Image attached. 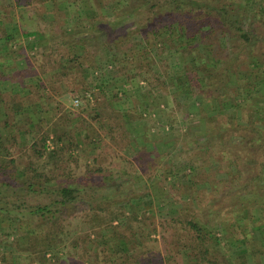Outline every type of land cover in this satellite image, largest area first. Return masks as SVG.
I'll use <instances>...</instances> for the list:
<instances>
[{"label":"trees","instance_id":"obj_1","mask_svg":"<svg viewBox=\"0 0 264 264\" xmlns=\"http://www.w3.org/2000/svg\"><path fill=\"white\" fill-rule=\"evenodd\" d=\"M46 1L49 0H23L21 3L31 6V3L44 4ZM75 1L77 0L73 2ZM86 1L88 0L77 1L74 13L62 18V22L66 24L77 20L76 27H67L72 35L68 40L62 41L64 44L52 46L47 53H35L22 60L19 53L23 45L17 42L21 34L27 33L21 32L13 22L14 4L0 0L3 8L0 11V173L6 175L8 168L12 169V175L17 180L14 179L15 184L12 179L4 180L0 176V222L5 220L14 228V232L1 233L0 239L8 241L9 235L15 232L24 234L26 245L20 246L15 237L11 242L21 247L28 256L35 255L39 264L46 261L48 264L148 263H145L144 257L136 250L141 242H135L132 237V225L139 223L140 213V205H136L132 199L133 190L128 188L127 192L126 189H117L109 196L101 194V190L112 187V179L107 180L108 177L103 176L105 185L103 188L98 185L99 191L96 190L99 195L93 197L89 194L86 201H82L87 195L84 194L85 187L76 182L63 183L57 179L61 175L59 172L38 170L35 162L41 159L57 162L64 148L78 147L81 139L74 141L70 138L68 146H64L61 135L55 134L51 138L43 133L24 152L25 164L16 163L11 153L17 144L14 129L20 127L16 123H10L7 118L22 114L33 105L38 109L35 101L45 100L46 86L35 67L41 69L43 75L51 74L50 77L56 83L73 78V92L82 90L88 94L95 90V98L102 99L110 106H114L113 103L119 104L117 93H111L107 88L112 79H120L124 84L136 78L150 84L151 79L155 83L150 85L167 87L172 86V78H176L178 88L190 94L193 104L203 114L206 138L200 143L202 147L195 145L191 149L192 157L198 158L196 166L189 165L190 172L195 174L190 183L196 187L195 190L193 186L187 187V197L191 199L164 201L168 208L174 207V211L167 212L165 219L159 222V230L166 231L164 234L161 231L164 244L166 242L172 258L181 253L188 264H264V220L258 217L264 215V203L260 205L253 201L246 204L245 208L244 203L234 205L237 208L232 207L226 213L229 215L217 213L219 219L212 222L198 216V208L204 207L203 200L208 193V189H202V185H206L210 191L208 183L220 171L223 174L216 180V195L218 191L219 194L223 192L221 185L224 182L234 181L235 178L244 181L228 191V195L235 194L236 199L246 190L256 191V183L264 179V111H261L258 103L251 102L252 99L248 98L235 105L231 110L232 114H225L219 110L217 98H226L228 95L219 93L215 98L210 93L213 78L218 77L216 72L224 67V63L229 59L238 60L241 57L239 50L242 51L244 47L246 51L249 49L254 52L252 42L256 41L255 37L249 36L244 21L233 17L234 12L242 15L243 8L227 0H102L103 7L109 6L110 9L86 15ZM246 1L252 17L264 14V0ZM17 3L20 2L17 0ZM57 12L55 10L54 15L59 16ZM131 17L133 20L128 21ZM262 20L264 21V17ZM79 22H86V25L81 26ZM99 23L103 26H99ZM227 36L236 37L237 43L232 45L234 48L226 45ZM91 39L94 42L90 43ZM66 44L78 47V53L71 54L69 50L62 49ZM37 45L38 42H34L31 48H36ZM164 53H167L166 57L162 56ZM175 55L187 57L188 61L181 60L179 66L175 67L177 70H173V75L169 77L168 69ZM246 60L252 69H259L263 65V61L255 53L246 54ZM105 68L109 69L108 73L104 71ZM87 69L94 75L90 86L81 76ZM242 81L244 80L241 79L240 82ZM258 81L264 85V76L259 77L255 72L253 79L246 80L244 85L239 82L236 90H246L250 96L255 95ZM174 93V103L187 114L185 119L189 111L184 102L179 103ZM258 96L264 98V92ZM142 101L146 103L144 98ZM246 102L250 103L251 108L248 110L251 113L259 112V121L234 124L233 120L239 119L237 109ZM120 127L122 125L118 123L111 126V140L120 137L123 142L126 140L125 134L118 136ZM3 128L13 131H8L7 136L3 137ZM243 131L249 135L243 134ZM231 134L242 137L245 143L223 142ZM142 138L146 144L151 143L150 150L156 149L153 142L148 141V135L145 134ZM215 138L222 140L215 145ZM50 142L54 145L51 148L48 145ZM140 150L138 148L135 152L139 153ZM211 153H218L222 158L225 154H230L232 159L226 165L228 169L236 164L239 167H236L235 173L232 169L227 171L225 167V172L224 166L209 161ZM243 160L247 163H243ZM56 169L60 171L63 167L57 166ZM174 185L171 184V188L177 190ZM87 189L94 192L92 187ZM260 194L264 195V190L261 189ZM34 197L44 198L46 201H24ZM163 199L167 198L157 201L163 202ZM77 215L84 217L82 223L88 232L72 236L73 229L67 227L66 223L70 225V219ZM213 225L221 228L222 240L213 239L207 231ZM250 228L259 232L260 238L254 239ZM155 229L157 230L156 227ZM170 246L174 248H169ZM222 246L231 251L230 255L235 257L234 260H230V255L229 259L226 257ZM7 256L10 254L0 253V264H17L11 256ZM64 256L67 261L63 259ZM21 258L24 259L22 256Z\"/></svg>","mask_w":264,"mask_h":264},{"label":"rangeland","instance_id":"obj_2","mask_svg":"<svg viewBox=\"0 0 264 264\" xmlns=\"http://www.w3.org/2000/svg\"><path fill=\"white\" fill-rule=\"evenodd\" d=\"M1 1L6 3L12 2L14 4L12 10L14 16L13 22L21 32L27 33L26 35L21 34L17 42L23 45L19 53V57L22 60L30 55H35V53H47L52 46H61V44H64L62 41L68 40L72 35L71 30H67V27L72 28L77 26L75 25L77 20H73L71 24H66L62 22V18L74 13L75 5H77V1L79 0L75 1V3L73 2L74 0H49L44 4L34 2V5H32L31 3V6H28V4L23 5L21 3L23 0H18L20 3H17V0L16 2L15 0ZM227 1L237 3L236 5H240L241 9L243 8L242 15L239 16L238 13L234 12L233 17H238L244 21V27L248 29L249 36L255 37L256 41L252 42L254 52H250L249 49L246 51V47H244L242 51L239 50L241 57L238 60L229 59L228 62L224 63V67L216 72L218 77L213 78V81L211 80L210 93L215 98L219 96V93L221 95H228L226 98H222V96L221 99L217 98L219 110L222 113L232 114V108L235 105L243 103V99L248 98L252 99L251 102L258 103L261 111H264V98L258 96L264 92V85L262 83L257 82V93L252 96L249 93L247 94L246 90H240L242 93L236 90V85L241 79L244 81L240 82V85H244L246 80L253 79L255 72L259 77L264 76V21L262 20L264 14L259 15L257 18L252 17L251 13H249L246 0ZM108 7H103L102 0H88L85 4V13L86 15H90L104 12V9ZM54 9L58 10L59 16L58 14L57 16L54 15ZM2 10L3 8L0 4V11ZM131 20H133L132 17L128 19V21ZM79 23L81 26L86 25V22ZM101 25L102 23H99V26ZM91 38L94 39V36H91ZM93 39L89 42L91 43ZM94 40L97 42V39ZM225 40L226 45H230V48H234L232 46L233 43H237L236 37L233 36H227ZM34 42H38V45L36 48H31ZM62 47H64L62 49L69 50L71 54L73 52L78 53V47L74 45L70 46L66 44ZM253 53L257 54L260 60L263 61V65L259 69L250 68L246 62V54L251 55ZM162 56L166 57L167 53H164ZM172 59L168 69L169 77L173 75V70L176 69L175 67L179 62L181 60L186 61L187 57L181 58L179 55H175ZM35 69L38 76H41L44 86H46V88L44 87L46 91L45 100L35 101L37 102L38 109L33 105L34 107L26 109L24 113L16 116L10 115L7 118L10 123H16L17 127H20L17 130L14 129L17 144L13 147L11 153L12 157L16 159V163L22 162V164H25L26 153L24 152H26L31 142L34 139L37 140L43 133L48 134L51 138L55 134L61 135L62 143H65L64 146H68L67 143L70 141V138L74 141L81 139L78 147H72V149L71 147L64 148L65 150L58 156L57 162H47L46 159L35 160L36 168L38 170L44 169L46 172L52 170L59 172L61 175L57 176V179L63 183L66 181L76 182L79 186L85 187L86 193L84 194L87 195L83 197L82 201H86L90 196L89 194H92L93 197L99 195L98 185L102 188L105 185L102 180L103 176L108 177L107 180L112 179V183L110 184L112 187L101 190V194L104 193L109 196L117 189H126L129 192L128 188H131V191L133 190V201L136 205H140V213L138 214L139 223L132 225L134 228V231L132 230V237H134L135 242H141L136 250L144 257L145 263L188 264V260H185L181 253L176 258L171 257V253L167 250V244L166 242L164 244L165 240L161 236V231L163 234L166 231L159 230L158 226L159 222L165 219L167 212L174 211V207L168 208L164 201H189L191 198L187 197V187L193 186V189H196L195 185L190 183L192 175L195 174L190 172L189 165L191 167L196 166L198 158L192 157L191 149L195 145L202 147L200 143L204 142L206 133L204 132L205 118L201 112L199 113L197 106L193 104V98L190 97V94H186L181 88H178L176 78H172L174 84L167 87L150 85L155 83L151 79L149 80L150 84L142 82L137 78L125 84L120 79H112L107 88L111 93H117L119 104L115 105L113 103L114 106H110L108 103L102 101V99L95 98V90L90 91V94L82 90H75L73 92V78L62 82L57 81L56 83L55 79L50 77L51 74L47 73V75H43L41 69L37 67ZM108 70L105 68L104 71L108 73ZM84 71L85 73L81 75L83 77L82 80L84 79L90 86L94 75L89 73V69ZM30 84V86L34 87V84ZM149 85L150 88L148 87ZM172 93L177 95L176 99L180 101L179 103L184 102L183 104L187 107L189 115L185 119L184 117L187 114L175 105ZM76 98L79 100L78 106L73 105V100ZM143 98L147 104L143 103ZM249 105L250 103L246 102V104L241 105L237 109L239 119L233 120L234 124L244 125L247 122L259 121V112L255 111L251 113L248 110ZM28 121L32 122L28 123ZM115 123L122 125L118 136L120 137L122 133L125 134L126 140L124 142L121 137L117 140H111L110 129ZM258 124L262 125L261 122H258ZM8 131L12 132L13 129L12 131L10 128L2 129L3 137L7 136ZM242 133L249 135L248 132L243 131ZM145 134L148 135V141H152L156 149L150 150V146L152 147L151 143L147 142L146 144V141L142 138ZM219 140L221 141L222 139ZM219 140L215 138L214 144L216 145ZM223 142L245 143L242 137L235 134L226 136ZM60 144L57 145L60 146ZM48 145L49 148L54 146L52 142L48 143ZM142 147L145 148V151H143ZM138 148L142 150L139 153L135 152ZM210 158L209 161L220 164L222 167L224 166L223 168L226 172L225 167L231 161L232 156L225 154L222 158L218 153H211ZM243 163H247V161L243 160ZM57 166L63 167V170H57ZM236 167L239 166L236 164L230 169L227 167V171H231L232 169L233 173H235ZM12 174L13 170L8 168L6 175L0 173V176L4 180L10 179L11 181L12 179V182L14 181L16 184L17 180ZM222 174L223 172L220 171L208 183L210 191L206 185L201 184L204 186L202 189H208V193L203 200L204 207L198 208L200 219L202 217L212 222L215 219H219L217 213L229 215L226 213H229L232 207H235L234 205L244 203L243 208H245L247 207L246 204L248 205L253 201L260 205L264 203V195L260 194V190H264V179L256 183V191L246 190L243 194H240L239 199L235 198V194L228 195L230 188L234 189L235 185L239 182L241 184L244 182L242 180L239 181L237 178L231 182L230 180L224 182L221 185L223 192L219 194L220 191H218L216 195L214 191L215 188L217 189L216 180H219ZM171 184H175L174 186H176L177 190L171 188ZM90 187H92L94 192L87 189ZM229 193H232V191ZM161 198L167 199H163V202H158L157 199ZM24 201H46V199H36L34 197L26 198ZM258 217L260 220H264V215H258ZM83 218L81 215H77V217L70 219V225L66 223L67 227L73 229L72 236L84 235L88 232L82 223ZM227 218H230V216ZM0 226V234L14 232L13 225L5 220L0 222ZM207 231L211 233L213 239H223L221 228L214 227L213 225ZM250 231L254 239L260 238L259 232L253 231V228H250ZM14 237L20 246L26 245V236L15 232L9 235L8 241L6 239L2 240L4 238L0 239V253L10 254L12 260L17 262V264L20 261V264H39L35 255L28 256L22 251L21 247L11 242ZM244 242L246 241L244 240ZM222 247L228 258L231 251L226 246ZM169 248L174 247L170 246ZM10 256L7 257L9 258ZM229 258L230 260H234L235 257L231 254ZM63 259L66 260L65 256ZM40 264H48V262Z\"/></svg>","mask_w":264,"mask_h":264},{"label":"built area","instance_id":"obj_3","mask_svg":"<svg viewBox=\"0 0 264 264\" xmlns=\"http://www.w3.org/2000/svg\"><path fill=\"white\" fill-rule=\"evenodd\" d=\"M73 105L78 106L79 105V100L76 98L73 100Z\"/></svg>","mask_w":264,"mask_h":264}]
</instances>
